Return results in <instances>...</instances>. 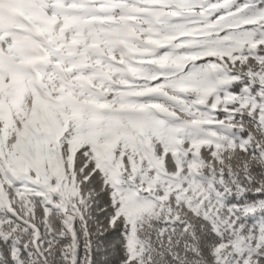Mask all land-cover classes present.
<instances>
[{"label": "snow or ice", "instance_id": "snow-or-ice-1", "mask_svg": "<svg viewBox=\"0 0 264 264\" xmlns=\"http://www.w3.org/2000/svg\"><path fill=\"white\" fill-rule=\"evenodd\" d=\"M17 4L0 264H264V0Z\"/></svg>", "mask_w": 264, "mask_h": 264}, {"label": "trees", "instance_id": "trees-1", "mask_svg": "<svg viewBox=\"0 0 264 264\" xmlns=\"http://www.w3.org/2000/svg\"><path fill=\"white\" fill-rule=\"evenodd\" d=\"M1 3L3 2L0 0V15L6 14L8 16V21L6 22L0 17V21L5 22V31L18 35H28L29 33L24 30L25 28H27V25L21 18V9L18 6L17 2L13 3L12 1L8 0L6 5L10 7L9 13L4 12Z\"/></svg>", "mask_w": 264, "mask_h": 264}, {"label": "rangeland", "instance_id": "rangeland-1", "mask_svg": "<svg viewBox=\"0 0 264 264\" xmlns=\"http://www.w3.org/2000/svg\"><path fill=\"white\" fill-rule=\"evenodd\" d=\"M3 3H1L2 7H3V10L5 13H9L10 11V7L8 5H6V3L8 2V0H1ZM12 1L13 3L17 2V0H10ZM1 14V13H0ZM0 17L6 22L8 21V16L6 14L4 15H0Z\"/></svg>", "mask_w": 264, "mask_h": 264}]
</instances>
